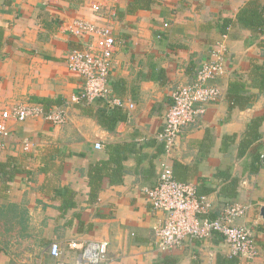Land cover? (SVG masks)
I'll use <instances>...</instances> for the list:
<instances>
[{
	"label": "crops",
	"instance_id": "crops-1",
	"mask_svg": "<svg viewBox=\"0 0 264 264\" xmlns=\"http://www.w3.org/2000/svg\"><path fill=\"white\" fill-rule=\"evenodd\" d=\"M247 1L119 0L111 15L91 8L109 0H0V112L40 104L66 114L62 125L7 122L9 134L0 140V264H53V242L63 260L74 261L69 243L85 241H106L108 264H264V122L247 133L250 121L264 115V92L248 80L254 62H262L259 39L236 25L219 29ZM75 20L110 28L116 41L110 96L132 109L73 101L82 80L66 56L92 47L64 30ZM221 46L227 56L216 81L220 98L182 128L166 154L158 134L172 93L192 83ZM238 78L248 95L242 107L227 94ZM163 161L176 181L206 198L210 218L229 205L248 206L233 223L254 231L257 258H229L218 234L168 251L153 245L166 215L148 205L142 189L156 182Z\"/></svg>",
	"mask_w": 264,
	"mask_h": 264
},
{
	"label": "built area",
	"instance_id": "built-area-1",
	"mask_svg": "<svg viewBox=\"0 0 264 264\" xmlns=\"http://www.w3.org/2000/svg\"><path fill=\"white\" fill-rule=\"evenodd\" d=\"M108 1V0H105ZM107 6L102 2L92 4L93 11L109 9L114 15V7L119 0H109ZM167 27V24L164 25ZM75 37L91 41L92 47L86 50H73L67 54L65 62L70 72L82 80L81 91L73 101L86 104L104 101L110 107L133 108L132 103L110 96L108 73L112 64L115 38L106 25L75 20L64 27ZM226 48L214 52L212 59L203 63L196 72L192 83L179 86L172 93V103L167 110L165 123L158 139L163 142L165 153L174 147L183 127L193 124L199 114L204 113L208 104L215 103L221 96L216 81L224 77ZM32 118H42L53 125L66 122L65 112L58 107L45 109L40 104L16 105L0 112V140L8 136L7 122L13 120L22 123ZM24 151L30 148L28 140L23 141ZM3 145L0 142V146ZM100 149V143H95ZM264 158V155H262ZM148 205L155 211L165 213L162 225L154 229L153 245L159 251L173 250L192 239L208 241L218 234L227 247L229 258L251 260L259 255L254 231L243 225H234L233 221L242 218L248 206L242 204L229 205L215 218H210L211 205L203 196H198L195 187L190 183L175 180L172 166L168 161L161 162L156 182L142 189ZM69 249L77 251L74 261L62 259V251L58 243H50L48 255L53 264H108V243L106 241L70 242Z\"/></svg>",
	"mask_w": 264,
	"mask_h": 264
},
{
	"label": "trees",
	"instance_id": "trees-1",
	"mask_svg": "<svg viewBox=\"0 0 264 264\" xmlns=\"http://www.w3.org/2000/svg\"><path fill=\"white\" fill-rule=\"evenodd\" d=\"M233 25L239 28L249 30L258 41V47L260 49L262 62H254L252 69L249 72L250 85L264 92V1L263 0H248L242 6L239 7L233 18H223L219 24V29L224 32L226 28ZM263 37V38H262ZM247 82V80H245ZM246 83L241 78L230 82L228 85V98L230 103L234 105H240L242 107L246 105L243 103L247 101L248 95L243 94L245 91ZM105 116V115H104ZM264 122V115L255 118L250 121L248 125V134H255L254 132Z\"/></svg>",
	"mask_w": 264,
	"mask_h": 264
},
{
	"label": "water",
	"instance_id": "water-1",
	"mask_svg": "<svg viewBox=\"0 0 264 264\" xmlns=\"http://www.w3.org/2000/svg\"><path fill=\"white\" fill-rule=\"evenodd\" d=\"M260 216H262L263 217V219H264V208H261V210H260Z\"/></svg>",
	"mask_w": 264,
	"mask_h": 264
}]
</instances>
